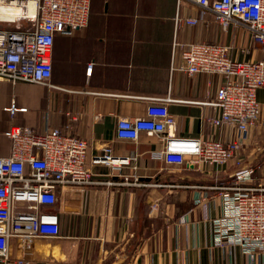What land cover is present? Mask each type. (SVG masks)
Returning a JSON list of instances; mask_svg holds the SVG:
<instances>
[{
    "label": "crops",
    "instance_id": "0c3cea01",
    "mask_svg": "<svg viewBox=\"0 0 264 264\" xmlns=\"http://www.w3.org/2000/svg\"><path fill=\"white\" fill-rule=\"evenodd\" d=\"M199 12L197 5L179 6L177 0H91L88 25L55 36L49 84L0 80V156L11 150L5 131L14 124L40 132L59 127L86 138L95 173L87 187L60 192L55 209L64 237L35 240L30 264H253L240 246L217 244L210 219L222 209L213 187L231 184L240 163L261 164L254 183L264 180L263 90L257 92L260 123L249 131L236 160L220 170L153 158L163 146L158 136L142 133L139 140H125L116 134L119 117L144 115L151 98H170L176 135L223 141L236 135L235 128H214L207 121L219 113L211 103L223 78L172 71V42L177 37L228 45L238 60L264 59V51L248 28L224 29L212 12L197 25L177 28L178 16ZM12 103L27 110L12 114ZM108 144L117 156L135 152L138 159L115 173L107 164L92 163ZM124 174L137 183H105L123 182ZM201 194L214 195L206 199L207 219L196 203ZM156 202L159 207L152 210Z\"/></svg>",
    "mask_w": 264,
    "mask_h": 264
},
{
    "label": "built area",
    "instance_id": "2783aa9c",
    "mask_svg": "<svg viewBox=\"0 0 264 264\" xmlns=\"http://www.w3.org/2000/svg\"><path fill=\"white\" fill-rule=\"evenodd\" d=\"M177 1L179 6L189 2L200 8L198 16H178V29L184 23L197 25L212 12L224 29L231 24L248 28L253 41L264 51V0ZM90 13L91 0H0V80L16 85L49 84L55 36L85 28ZM230 50L228 45L176 37L171 70L223 78L211 103L219 113L207 121L214 128H235L231 140L176 135V118L167 103L170 98H151L144 115L119 117L117 138L139 140L142 133L155 135L163 143L154 151L155 159L201 170L228 167L243 149L249 131L261 121L257 92L264 91V59L238 60ZM178 57L180 62L176 63ZM8 109L12 114L27 110L15 103ZM5 136L11 140V150L0 156V261L30 264L28 254L35 240L64 237L61 216L55 209L60 192L68 187H87L94 183L95 173L88 161V141L69 130L52 127L40 132L14 124ZM137 159L135 152L117 156L108 144L91 162L107 164L115 173ZM261 167L242 166L231 175V184L213 187L219 190L222 209L210 219L217 244L240 246L252 257L253 264H264V180L254 183V174ZM123 177V182L105 183H137L130 181L128 174ZM212 196L201 194L196 200L205 219L206 199ZM158 207V202L152 204V210Z\"/></svg>",
    "mask_w": 264,
    "mask_h": 264
},
{
    "label": "trees",
    "instance_id": "16d2710c",
    "mask_svg": "<svg viewBox=\"0 0 264 264\" xmlns=\"http://www.w3.org/2000/svg\"><path fill=\"white\" fill-rule=\"evenodd\" d=\"M184 165H186V164H184ZM239 167H242V164L241 163L239 164Z\"/></svg>",
    "mask_w": 264,
    "mask_h": 264
}]
</instances>
